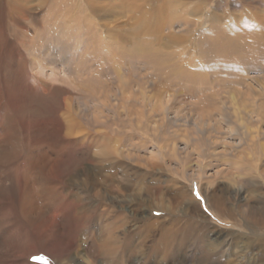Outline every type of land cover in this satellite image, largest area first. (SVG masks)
<instances>
[{
  "label": "rangeland",
  "instance_id": "obj_1",
  "mask_svg": "<svg viewBox=\"0 0 264 264\" xmlns=\"http://www.w3.org/2000/svg\"><path fill=\"white\" fill-rule=\"evenodd\" d=\"M25 2L34 21L19 27L25 38L14 57L22 67L8 64L1 78L2 106L12 114H0V257L9 255L0 264L58 258L57 235L74 224L93 233L125 230L135 239L173 219L179 236L163 264H264L243 238L220 250L207 245L213 235L207 232L233 231L213 221L204 194L239 199L240 212L257 217L256 229L264 232V0ZM76 7L79 21L64 14ZM167 16L173 27L156 43L153 28ZM231 35L240 53L228 44ZM174 37L178 42L166 47ZM145 50L160 66L142 63ZM54 99L60 109L53 114ZM250 111L260 122L245 121ZM247 166L251 186L241 182ZM60 169L72 175L65 184L56 180ZM48 180L61 192L60 204L45 196ZM104 192L108 200L126 199L122 209L103 200ZM248 202L256 203L250 213ZM23 235L50 247L42 255ZM61 240L70 247L68 237ZM85 259L79 251L71 264Z\"/></svg>",
  "mask_w": 264,
  "mask_h": 264
},
{
  "label": "bare ground",
  "instance_id": "obj_2",
  "mask_svg": "<svg viewBox=\"0 0 264 264\" xmlns=\"http://www.w3.org/2000/svg\"><path fill=\"white\" fill-rule=\"evenodd\" d=\"M25 1L27 0H0V114L1 115L3 113L8 116L12 114L5 107L4 109L2 106L3 99H2V93H1V78L3 76L5 77L7 73L9 72L8 64L15 65L16 67H19V66L22 67V62H21L22 60L21 59L19 60V58H17L16 56L14 57V54L17 53V47H16L17 43L22 42L21 38H25V35L23 34V32H21L19 27L20 25H25V26L29 25L34 21V17L30 15L31 9L27 5H24L26 4ZM67 12L68 13L64 11V14H70L69 16L72 18V20L79 21L80 19L78 16L79 8L77 9L76 7V8H73L71 12L69 11ZM93 13H94V16H100V14L97 11H94ZM151 17L152 16L149 14L146 15V20L149 21ZM214 21L212 20L210 27L217 28L218 26L216 25V22ZM173 23H174V20H172L170 16L169 17L167 16L163 24L161 25L157 24L154 26L153 34H155L156 36L154 38L156 43H159L162 41V38L160 37L161 31L165 28L166 29L172 28ZM216 33H218V31ZM220 35H221V32H220ZM232 36L234 37V35L227 37V40L229 42L227 43L232 46L231 49L234 52L235 51L239 52L240 50H242V48L240 49L238 45H234L235 43H238V42H235L234 44L230 43L232 39L233 40L236 39V38H233ZM254 36L252 38H254ZM256 36H257L256 38H258V42L262 43L261 37L257 34ZM166 40L167 41H165V44L167 47L169 46L170 42L177 43L179 39L174 37V39L172 40L170 39L169 40L166 39ZM223 44H224V41H223ZM260 47L261 49H263L264 44ZM227 49L228 47L227 48L225 47L223 51L226 52ZM142 50L143 49L141 48V51ZM140 55L143 56L142 63L148 68L157 67V65L160 66L161 64L160 59L153 56L152 53H148L147 50H145V52L144 51L141 52ZM192 65L198 68L194 63ZM261 66L263 67V65ZM26 77L27 76H25L24 74L23 81H27ZM51 102H53V106H52V110L50 111V113L54 114L55 112H57V110L60 109V106L57 105L59 103H57L55 99L53 101L51 100ZM263 105L264 104H262L261 106ZM216 110H218L217 113L222 112L221 109H216ZM219 116H221V118L223 119L225 117L227 118L224 112L220 113ZM246 116L247 117L245 121L247 123L253 122L255 119L259 121V119L257 118V116L254 114L253 111L248 112ZM233 131H234V128H231L229 130L230 133H233ZM235 132H237L236 128H235ZM51 134L55 135L57 134V132L52 130ZM260 135H261L260 133L256 132V137H259ZM248 167L249 166H247V168L241 169L242 171L241 176H243L244 178L241 182L243 183V181H246V185L251 186L252 172L250 170L253 167L250 166L249 169ZM60 170H61V177L59 178L57 177L56 180H58V182H60L61 184H65V181L68 182L69 179L72 178L71 177L72 175L67 169H60ZM21 175L23 177H26L27 173L23 172ZM48 181H46L45 183H47ZM43 189H45L46 191L44 192L45 196H47L48 198L52 200L51 204H54V205L55 203L60 204L62 202L61 200L64 199L61 196V192L57 190L54 181H49L47 184L43 185ZM93 190H96L97 194L99 193V190L97 189L95 184L90 185V191H93ZM207 193L208 191L206 190L204 192V194L207 195L205 197V200H206V204H207V208L209 212L214 215L213 217H211L213 218V221L215 220L214 217H216L219 219V221L221 220V221L228 223L229 225L228 229L233 231V233H228L227 231L224 232V230L218 231L219 229H215L213 232L212 231L207 232V234L213 233V235L210 236L211 238L209 239L211 240V242H209L208 236L206 237V240H208L209 242L208 243L206 241L207 245L210 246L211 248H216V249L219 248L220 250L222 243L224 247H229L231 245L232 240L235 237L240 238V239L243 238L242 240H244L246 244L251 245V248H252L251 250L254 251L255 255L258 257L257 260L260 258V260L262 261L264 259V232L260 234V231L256 229V227L258 226V219L257 217L253 216L250 213V211L254 209V206L256 205V203L248 202L246 205H243L244 208L247 209V212L250 213V216H246L242 214V212H240L241 210L240 206L242 205H240L241 202L239 199L236 198V200L234 201L236 202V204L231 203L230 201H226V200H223V201L216 200L215 201L213 200V197ZM239 193L240 192L238 191L233 196L239 197L240 196ZM107 195L108 194L105 192L103 193V195H101L103 200H108ZM108 201L113 205H117L119 209L121 210L122 209L121 204H123L126 201V199L119 200V198L118 199L112 198V199H109ZM17 208H18V211L21 213L23 209L22 206L20 207L18 206ZM73 210H74V213L76 212V215H77L78 211L75 209V207L73 208ZM70 212L73 213L72 208L70 209ZM42 215L40 217H36L33 220L32 225H34L35 223L37 224L40 221H42L41 220L43 218ZM20 216H22V213L20 214ZM82 216H83L82 221L86 220V224H87L88 217L84 215ZM259 221L262 222V220H259ZM25 222H28V221H25ZM66 222L69 224L72 221L69 219H66ZM179 223L174 219L170 220L169 224H171V226H168V227L161 226L160 228L158 227V230L156 231V233L153 232V234H151L150 230H147L145 234L138 236L135 239H133V237H131V234L125 230L124 231L122 230L121 232L118 233V235H120L121 237L119 238L118 235L111 233L109 231L106 233H102L101 231H98V230L95 231L94 233L90 230L83 231V230H80V229H83V227H81L82 226L81 223L80 225L79 223L74 224L75 230L71 231L70 233L61 232V233H58L57 235L59 239L55 241L52 248L55 249L57 252H59L58 258L55 256L48 258L49 255L44 253L50 247V244L46 243L45 240L37 242V239L32 238L30 235H23V240L26 246L33 244L35 247L38 248L39 253H41L42 255L45 254L46 258H48L47 260L46 258H44L45 256H43V258L41 256L35 257V258H38L39 260V263H36V264H71L75 260V258L78 256L79 251H83V256L86 258L84 263L82 264H163L164 262H168V260L170 259L169 256H171V254L174 251V249L172 248V245L174 244V242H176L175 240L178 239L179 231H180L178 227H177V230L175 227L176 225H179ZM109 225L110 223L107 224V226ZM243 230H245L246 233L245 232L242 233L241 231ZM254 230H257V231H254ZM63 237H68L70 241V247H67V245L62 242L61 239ZM149 238L152 239L150 240L151 244L145 245V242H146L145 240ZM261 249H262V254H260ZM1 257H4L7 260V258H9V255H1ZM31 257L33 256L32 255L28 256V258L26 259V264H29L28 260L31 259ZM10 261H11L10 264H18V262L16 263L14 262L15 261L14 257L12 260L10 258Z\"/></svg>",
  "mask_w": 264,
  "mask_h": 264
}]
</instances>
